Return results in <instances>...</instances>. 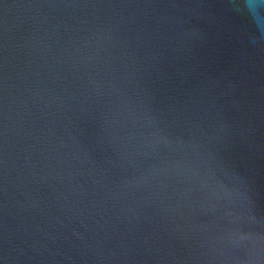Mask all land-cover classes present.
<instances>
[{"label":"water","instance_id":"1","mask_svg":"<svg viewBox=\"0 0 264 264\" xmlns=\"http://www.w3.org/2000/svg\"><path fill=\"white\" fill-rule=\"evenodd\" d=\"M240 3L0 0V264H264Z\"/></svg>","mask_w":264,"mask_h":264},{"label":"clouds","instance_id":"2","mask_svg":"<svg viewBox=\"0 0 264 264\" xmlns=\"http://www.w3.org/2000/svg\"><path fill=\"white\" fill-rule=\"evenodd\" d=\"M240 9L264 33V0H241Z\"/></svg>","mask_w":264,"mask_h":264}]
</instances>
